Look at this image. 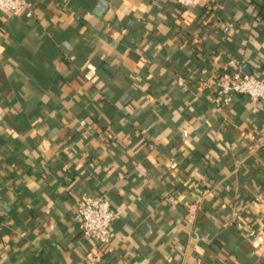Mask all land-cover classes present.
Returning <instances> with one entry per match:
<instances>
[{"label":"crops","instance_id":"obj_1","mask_svg":"<svg viewBox=\"0 0 264 264\" xmlns=\"http://www.w3.org/2000/svg\"><path fill=\"white\" fill-rule=\"evenodd\" d=\"M32 2L0 11V264H264V101L213 83L264 79V0ZM99 194L112 250L79 227Z\"/></svg>","mask_w":264,"mask_h":264},{"label":"built area","instance_id":"obj_2","mask_svg":"<svg viewBox=\"0 0 264 264\" xmlns=\"http://www.w3.org/2000/svg\"><path fill=\"white\" fill-rule=\"evenodd\" d=\"M179 7H187L195 0H176ZM0 11L4 13H23L30 17L33 15L32 0H0ZM228 77L226 80L216 79L213 81L217 87L219 98L215 105L221 106L227 104L236 94H246L253 101H264V79L251 72H245L240 65L233 59H229ZM86 77L91 78V73L95 71V64L91 61L86 63ZM264 150V144H263ZM177 166L176 161L172 160L170 167ZM264 195V172L263 186L260 193L256 194L252 201L259 203ZM187 219H192L198 209L197 201L187 204ZM78 215L80 218L79 227L85 237L94 239L105 249L112 250L111 225L118 217V213L111 206L109 198L104 194L85 196L78 206ZM247 236L252 243L258 247L264 248V236L256 228L247 225Z\"/></svg>","mask_w":264,"mask_h":264},{"label":"trees","instance_id":"obj_3","mask_svg":"<svg viewBox=\"0 0 264 264\" xmlns=\"http://www.w3.org/2000/svg\"><path fill=\"white\" fill-rule=\"evenodd\" d=\"M229 69V68H228ZM227 69V74H228V72H229V70ZM191 202H193V201H191Z\"/></svg>","mask_w":264,"mask_h":264}]
</instances>
